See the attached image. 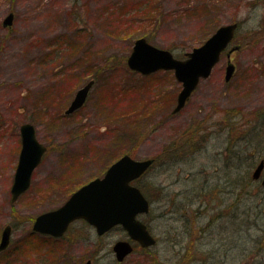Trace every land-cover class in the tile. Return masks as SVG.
<instances>
[{
  "label": "rangeland",
  "instance_id": "obj_1",
  "mask_svg": "<svg viewBox=\"0 0 264 264\" xmlns=\"http://www.w3.org/2000/svg\"><path fill=\"white\" fill-rule=\"evenodd\" d=\"M138 1L0 0V240L4 226H11L9 244L0 250V264H84L92 249L91 264H218L221 258L226 264H264V191L254 187L240 190L235 212L224 195L220 205L227 216L214 222L209 235L192 228L187 236L178 234L174 245L169 233L170 208L163 201L188 185H204L210 192L216 184L209 186L203 180L215 183L219 178L215 172L219 158L212 157L217 148L197 154L192 172L186 163L180 171L179 165L160 170L156 165L169 162L155 163L141 178L151 201L149 213L142 218L156 243L148 248L135 246L121 262L111 249L125 237L119 228L98 236L83 221H75L59 238L31 230L36 215L60 206L78 186L101 176L121 155L142 159L162 152L188 133V124L195 121H200L196 127L216 131L224 103L239 109L237 120L242 123L253 111L264 110V44L260 40L247 44L246 37L249 31H260L256 29L263 24V2L154 0L157 9L132 12ZM157 11L161 13L157 20H143L142 14ZM9 12L14 15L12 23L4 26ZM235 21L240 25L228 47L238 42L247 46L233 53V77L229 82L224 79L223 54L210 77L200 80L177 111L181 84L172 72L142 75L127 67L134 40L145 32L153 33L154 45L182 58L218 26ZM90 79L94 83L83 106L66 113L76 91ZM23 122L34 124L47 151L28 189L12 200ZM157 182L164 184L166 200L156 195ZM172 182L176 185L169 186ZM213 191L221 196L215 187ZM187 198L180 199L182 211ZM197 206L195 202L191 207ZM215 239L223 240L224 246ZM208 249L213 255L206 261Z\"/></svg>",
  "mask_w": 264,
  "mask_h": 264
},
{
  "label": "water",
  "instance_id": "obj_2",
  "mask_svg": "<svg viewBox=\"0 0 264 264\" xmlns=\"http://www.w3.org/2000/svg\"><path fill=\"white\" fill-rule=\"evenodd\" d=\"M13 14L9 13L3 25L12 23ZM236 23L219 26L201 45L185 53L184 59H178L163 48L150 44L144 37L134 41L127 57L128 66L143 74L158 69H171L182 87L177 95L174 111L179 110L195 89L200 78L208 76L213 65L218 61L220 52L231 40ZM234 65L227 66L226 78L233 72ZM93 81L90 80L79 88L71 101L67 113L80 107L84 102ZM21 150L11 186L12 200L24 192L30 184L31 173L41 160L46 150L35 136V128L29 123L20 126ZM152 163L151 158L136 160L128 154L113 162L101 178L90 180L81 186L59 207L38 214L33 222V230L60 236L69 222L83 218L92 224L101 234L116 224H121L130 238L141 245L154 243L146 226L136 218L138 213L148 211L149 203L140 189L130 181L140 176ZM260 166L256 169L258 172ZM264 184V179H263ZM10 237V226L4 227L0 240V249L6 247ZM113 249L118 260L132 250L128 241H117Z\"/></svg>",
  "mask_w": 264,
  "mask_h": 264
},
{
  "label": "flooded vegetation",
  "instance_id": "obj_3",
  "mask_svg": "<svg viewBox=\"0 0 264 264\" xmlns=\"http://www.w3.org/2000/svg\"><path fill=\"white\" fill-rule=\"evenodd\" d=\"M260 1L264 3V0H260ZM262 22L263 24L259 23V27L256 29V30L260 29V31H249V33L248 32L246 33L247 34L246 37L248 40L247 44L257 42L258 40H260V42H263L264 44V28H262L264 27V19L262 20ZM239 25L240 24L238 22L234 37L237 35V30ZM244 44H245L244 42H240V43L238 42L236 45H233L232 48L228 47L221 53L220 59L223 56V54H225V59H226L225 70H224V79L226 82H229L231 80L236 69V63L233 62L232 59L233 53L236 50H239L241 46H242L241 48H245L247 44L245 45ZM229 62L234 64V70L230 74V76L226 78V70ZM212 71L210 72L208 77H210ZM236 87L238 86H235L233 88L235 89ZM222 92H226V90H223ZM228 107L229 106L227 105V103L221 104V108L223 112L222 111L220 112V116H218V119L216 120L217 121L216 131H212L210 126L209 127L207 126V128L196 127L200 121H195V123H189L188 129L190 131L184 134L181 138H179L178 142L176 140L170 143L169 148L164 147V150H162V152L159 153L157 152L156 154L153 155L156 159V164L163 163V159H169V164L171 168L174 169L176 165H179L176 167H178L177 169L178 171H180L183 163H186L188 165V170L191 169L192 163L194 162L193 158L201 151L202 152L213 151L210 150V148L211 149L217 148V150L213 151L214 154L212 157L216 156L217 159L219 158V162H218L219 165L218 167H215L216 170L215 172H218L219 178H216L217 183L207 182L206 181L207 179L205 178L203 180L204 181L203 184H208L209 186H213L216 184L214 187L216 191L221 192L220 197L214 195V191H213L214 187L210 192H207L205 191L204 185L201 186L188 185V187L185 188L186 190L182 189V190L172 191V193H170L169 195V199L166 200V198H168V195L165 196L164 184L159 182L154 183L153 188L155 189V192H157L156 195L159 198L162 197L164 200H166L163 201V204L169 203L170 211L167 210L168 216L171 221L169 233H171L174 236V245L177 242L175 237L178 234H184L185 236H187L192 228H194V230H196L197 232L202 233L203 235L204 234L209 235L211 233V229L213 228V225L215 224L214 222L225 218L227 210L221 208V205L224 204L225 197L226 199H228L229 197L230 203H232L233 212H235L236 205L237 203L239 205V201H240V190H245L247 189V186L248 187L250 186L249 189H251V187H254L257 190L264 191V184H263L264 110L253 111L252 112L253 115H251L246 122L242 123L241 121L237 120L239 109H236L235 106L229 108ZM203 120L204 118L201 119V121ZM203 124L204 122H202L201 125ZM244 142H245V147H243L242 145ZM156 166H158V168L162 170V168L167 165L164 166L156 165ZM259 166L260 168L258 172L255 174V171ZM221 169L224 172L223 175L220 173ZM194 173L196 174L197 170ZM190 174L193 177L194 174L192 173ZM168 185L175 186L176 182H172ZM224 195L227 196L224 197ZM183 196H186V198L188 197L186 199V202H184V204L187 205L186 211L185 208L182 211L183 207L179 203L181 201L180 200L181 197ZM195 202H197L199 206L192 208L191 206ZM167 211H164L162 215H166ZM142 216L144 215H139L138 218L143 220L149 229L146 220L141 218ZM205 216H207V218L204 220V222L203 223L200 222L201 218ZM84 226L89 227L91 231L93 229V227L90 226L89 224L85 223ZM236 227L238 230L239 227L235 226V228ZM222 228H224V226H222ZM234 232L235 230H233V233ZM109 233L110 232H107V234ZM124 238L126 240L128 239L126 236ZM233 238L232 240H234ZM215 240L217 244H220V246L221 245L224 246L223 240L221 242L217 239ZM131 244L133 250L135 246L141 247L136 242L134 243L131 242ZM91 252H92L91 255L88 256L84 264H91V261L94 258L93 253L95 252V249H92ZM206 254H207L206 257V261H207V259L212 257L213 252L211 251V249H208L206 251ZM218 260H219L218 264H226L224 258ZM206 263L209 264V261H207Z\"/></svg>",
  "mask_w": 264,
  "mask_h": 264
},
{
  "label": "trees",
  "instance_id": "obj_4",
  "mask_svg": "<svg viewBox=\"0 0 264 264\" xmlns=\"http://www.w3.org/2000/svg\"><path fill=\"white\" fill-rule=\"evenodd\" d=\"M154 0H139L136 4L132 5V12H135V13H145L147 11H145L147 8H150V9H157V4H153ZM155 3V2H154ZM151 6V7H150ZM149 10V9H148ZM132 12H129V13H132ZM151 15H149V13L143 15L142 14V18L144 21H147L149 20L150 17H152L153 19H158L159 16L161 15L160 11L156 12V13H150ZM141 36H144L146 37L149 41L153 38V33H148V32H145L143 33ZM143 189H146L143 185H140ZM147 193V191H146Z\"/></svg>",
  "mask_w": 264,
  "mask_h": 264
}]
</instances>
